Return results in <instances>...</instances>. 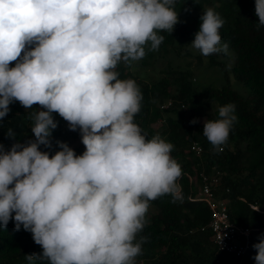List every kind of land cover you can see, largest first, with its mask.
<instances>
[{
    "label": "clouds",
    "instance_id": "1",
    "mask_svg": "<svg viewBox=\"0 0 264 264\" xmlns=\"http://www.w3.org/2000/svg\"><path fill=\"white\" fill-rule=\"evenodd\" d=\"M177 0H0V120L19 102L29 113L34 139L0 144V228L14 220L32 234L42 254L29 264H136L142 255L150 202L183 199L182 167L173 145L148 135L135 122L143 94L118 65L156 51L179 22ZM258 27L264 0H255ZM191 47L202 56L223 52L224 20L203 11ZM15 62L14 66L10 64ZM235 104L204 121L203 136L218 151L228 141ZM58 113L79 129L82 154L65 142L51 154ZM196 119L190 121L195 124ZM7 135L14 133L9 129ZM255 264H264V236L254 244Z\"/></svg>",
    "mask_w": 264,
    "mask_h": 264
},
{
    "label": "trees",
    "instance_id": "2",
    "mask_svg": "<svg viewBox=\"0 0 264 264\" xmlns=\"http://www.w3.org/2000/svg\"><path fill=\"white\" fill-rule=\"evenodd\" d=\"M208 8H214L224 20L219 32L221 44L229 46L228 55L221 52L205 57L191 47L200 17ZM176 11L179 22L172 33H159L164 40L158 50L152 51L148 45L144 58L131 66L121 63L117 67L120 78L135 80L143 94L135 122L148 138L160 134L173 145L171 156L183 172L177 181L182 186V200L173 202L171 195H164L150 202L147 223L137 236V240L146 239L136 264L139 260L145 264H255L253 246L240 260L220 253L211 232L191 234L209 222L211 213L205 203L191 201V193H199L194 192V187L198 189L196 184L191 188L190 177L198 183L203 171L210 173L217 168L226 172L221 189L223 194L230 191L226 196L230 199L231 219L244 228H262L254 235L253 245L260 242L264 236V26L258 27L255 0H177ZM189 58L197 59V65L193 66ZM204 63L205 68L220 74L212 86L197 81ZM168 101L173 102V107L162 108ZM227 103L235 104L237 121L223 150L218 151L203 136L201 120L218 119L219 107ZM10 109L0 120V144L6 150L16 142L23 144L34 139L29 113L42 110L39 105L26 110L19 102L11 104ZM53 117L58 127L52 133V147L41 145V150L54 154L60 150V141L77 155L82 154L85 146L79 129L70 130L58 113H53ZM193 119L197 120L195 124L190 123ZM9 129L14 133L11 138L7 135ZM193 143L203 147L202 158L188 153ZM252 205L260 212L253 210ZM42 252L31 232L23 226L15 231L14 220L0 228V264H29L25 255Z\"/></svg>",
    "mask_w": 264,
    "mask_h": 264
},
{
    "label": "built area",
    "instance_id": "3",
    "mask_svg": "<svg viewBox=\"0 0 264 264\" xmlns=\"http://www.w3.org/2000/svg\"><path fill=\"white\" fill-rule=\"evenodd\" d=\"M172 107V101H168L162 105L164 109ZM183 110L186 112L187 107H184ZM188 153L196 158H202L205 151L201 145L193 143ZM226 176V172L217 168H214L210 173L203 171L198 175L200 183L195 184L198 187L199 194L193 196V193H191L190 199L193 202L205 203L210 210L211 216L207 224L191 231V234L195 232H211L212 241L220 253L242 260L252 248L254 235L262 230V228H244L232 221L230 216V199L228 197H219L223 193L221 187L223 186V179ZM190 185L191 188L194 185V180L191 177ZM191 192H193L192 189ZM229 192V189H227L225 195L229 194ZM251 207L260 212L258 207L253 205ZM261 213L264 214V212ZM138 264H145V262L139 260Z\"/></svg>",
    "mask_w": 264,
    "mask_h": 264
},
{
    "label": "rangeland",
    "instance_id": "4",
    "mask_svg": "<svg viewBox=\"0 0 264 264\" xmlns=\"http://www.w3.org/2000/svg\"><path fill=\"white\" fill-rule=\"evenodd\" d=\"M189 60L193 66L197 65V61H198L197 59L189 58ZM205 66L206 63H204V68L201 69V71L199 72L200 74L199 77L197 78V81L203 86H212L213 82L220 78V74L216 70L205 68ZM231 80H233L232 77ZM201 122H204V119H202ZM77 143L80 142L77 141ZM194 192L195 194L197 193L196 187H194ZM152 212H155L154 209L152 210Z\"/></svg>",
    "mask_w": 264,
    "mask_h": 264
},
{
    "label": "crops",
    "instance_id": "5",
    "mask_svg": "<svg viewBox=\"0 0 264 264\" xmlns=\"http://www.w3.org/2000/svg\"><path fill=\"white\" fill-rule=\"evenodd\" d=\"M194 180V179H193ZM196 183V181H194V184ZM200 182L198 181V184H199ZM197 192H198V189H197ZM220 198H224V197H227L225 194H221L220 196H219ZM253 209V208H252ZM259 209V208H258ZM253 210H255V209H253ZM255 211H257V210H255ZM255 239V238H254ZM253 239V240H254ZM253 240H252V246H253ZM251 251V250H250Z\"/></svg>",
    "mask_w": 264,
    "mask_h": 264
}]
</instances>
